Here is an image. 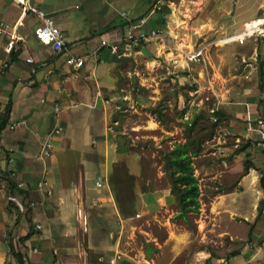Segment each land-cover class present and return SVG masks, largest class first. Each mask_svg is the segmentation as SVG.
<instances>
[{"label": "rangeland", "instance_id": "374dc122", "mask_svg": "<svg viewBox=\"0 0 264 264\" xmlns=\"http://www.w3.org/2000/svg\"><path fill=\"white\" fill-rule=\"evenodd\" d=\"M148 1L143 0L137 12ZM166 4L172 18L168 16L160 25L171 33V42H148L152 55L134 49L123 62H117L106 46L102 48L108 50L105 53L99 49L92 54L101 38L96 27L102 17L99 11L107 7L118 13L130 2H41L45 10H59L60 19L70 28V46L90 53L88 62L95 65L92 81L110 89L104 97L110 98L109 104L104 103L110 109L101 128L117 121L112 130L108 128L109 134L117 148L124 144L125 151L137 156L141 164L135 175L124 161L115 162L108 179L101 171V186H96V172L89 174L86 181L96 203L86 204L85 224L77 231L81 239L72 244L78 247L76 251L65 256L68 264H107L117 251L122 256L116 264H264V191L259 183L264 148L253 140L248 141L252 148L244 151L241 148L247 139L231 129L235 119L245 116L243 99L252 100L254 111L257 107L258 74L244 78L241 59L256 51L264 60V36L221 41L241 31L245 21L264 16V0H168ZM185 27L190 36L181 32ZM197 50L201 52L191 59V52ZM189 88L196 90L193 97L187 93ZM210 107L221 114L215 125L209 117ZM102 111L93 107L91 114L100 116ZM68 134L81 146L82 126L69 125ZM189 135L201 141L199 153L192 155L200 205L183 217L170 191L164 156ZM236 137L238 147L233 143ZM246 164L257 166L255 173L245 174ZM108 187L114 203L105 198L110 194ZM144 191L149 192L145 198ZM67 243L71 246L72 242ZM59 252L52 251L53 255Z\"/></svg>", "mask_w": 264, "mask_h": 264}, {"label": "crops", "instance_id": "0c3cea01", "mask_svg": "<svg viewBox=\"0 0 264 264\" xmlns=\"http://www.w3.org/2000/svg\"><path fill=\"white\" fill-rule=\"evenodd\" d=\"M31 1L42 8V0ZM126 1L130 2V5L118 13L109 11L107 7L99 11L102 17L96 27L100 30L101 38L113 32L123 33L127 18L134 19L145 14L156 0H149L145 9L139 12L137 10L143 5V0ZM42 9L54 19L70 51L90 55L70 46V28L60 19L59 10ZM121 11H124L125 15H122ZM170 12V6L164 4L154 12L155 15L151 14L148 17L147 27H162L160 22L163 19L167 20L168 16L172 18ZM0 20L12 24L23 20L24 24L18 28V31L25 36L22 48L10 54L9 66L3 71L0 70V122L7 115L6 124L0 129V164L3 169L0 170V264H57V262L68 264L65 256L76 251L78 247L74 245L81 239L82 233L79 237L77 231L84 223L83 213L86 211V204L96 203V198L90 194L92 188L86 181L89 174L96 172L97 177L101 176L100 173L103 171L104 179H108L114 163L124 161L128 171L137 175L141 171V164L137 156L125 151L124 144L117 148V142L112 138V134H109L108 127L105 130L101 128L100 123L105 122L108 116L110 106L106 107L104 103L109 101L105 102L104 97L106 93L108 95L110 89L98 80L92 81L95 79L94 63L89 64L86 56L84 64L77 70L65 64L64 54H55L47 45L35 38L33 28L40 19L33 13L24 11L15 0H0ZM185 20L183 25L188 27L189 23ZM172 23V20H168V26ZM186 27L181 32L190 36V30ZM9 38L8 31H0V68L3 60L8 56L3 46ZM31 38H33L32 42ZM183 39L188 38L183 36ZM99 45L100 43L94 50L98 52L100 49L104 53L108 51L102 49L105 46ZM118 45V51L121 52H113L110 47L107 48L110 53L113 52L112 56L117 54L125 56L126 59V54L132 51V47L122 45L120 42ZM28 55H32L35 60L32 64L24 59ZM258 57L261 59L259 53ZM32 68L35 70L32 71ZM67 75L69 78L65 80ZM262 85L263 83L260 84L255 111L252 100L248 97H246L248 100L243 99L246 111L249 106L251 114L255 113L253 117L264 115L259 114L264 113ZM100 101L103 103L101 107ZM54 104H58L64 113L60 111L57 116L53 109ZM93 107L103 110L100 116L91 114ZM245 116L235 119L236 124H233L234 128L231 127L234 133L243 137ZM12 121H19L20 124L10 128L9 124ZM57 123L63 128L59 133L52 135L53 147L49 157H37L42 141ZM75 124L82 126L83 129L81 146H77L68 134L69 125ZM248 140L253 143V140H256L254 134ZM257 143L259 142L255 143L256 146ZM90 147H93L92 150L88 149ZM221 147L223 149L227 146L221 145ZM234 148L228 149L232 151ZM250 148L252 145L249 143L243 150L248 152ZM256 170L257 166L252 164L245 174L249 176ZM7 172L9 174L14 172V176ZM41 178L44 179V184L39 188L37 181ZM10 181L16 183L21 190L11 191ZM47 189L51 192L48 193ZM97 191L101 190L97 189ZM108 191L110 194H106L105 198L109 201V198L112 200L113 197L109 187ZM147 193L149 192L144 191L143 197ZM10 195L20 201L23 198L29 211L25 214L24 211L21 212L17 202ZM36 223L41 227L36 229ZM10 236L15 239L21 256L27 255L26 259L18 260L12 252L10 244L13 246V242ZM68 241L72 242L71 246L65 245ZM33 246L38 248L37 252L31 251ZM53 249H59V254L53 255Z\"/></svg>", "mask_w": 264, "mask_h": 264}, {"label": "built area", "instance_id": "2783aa9c", "mask_svg": "<svg viewBox=\"0 0 264 264\" xmlns=\"http://www.w3.org/2000/svg\"><path fill=\"white\" fill-rule=\"evenodd\" d=\"M26 12L33 13L37 18L40 19V22L36 24L33 28V33L35 38L41 42L42 44L47 45L52 52L55 54H64V61L65 64L72 67L73 69L77 70L79 69L85 61L86 56L88 54H76L70 51L66 45L64 35L59 29V27L56 25L54 19L46 13L42 8L37 6L34 2L31 0H15ZM168 0H156L150 10L146 12L145 14L134 18V19H128L126 20V29L123 33H117L113 32L112 34H108L106 37H102L100 40V46H108L113 52H118L119 42L122 43V45H125L127 47L135 48L136 53H142L141 48L143 46L147 47L148 42H153L154 44H167L171 42V33L166 30L163 27H154V28H148L147 27V21L148 17L153 14L157 9L162 8L164 4H166ZM170 1V0H169ZM122 15H125L124 11H121ZM263 21L253 27H248V23L245 21L243 23V33H245L244 36L240 37L239 39H243L245 37H251L252 35L260 34L261 36H264V16H261ZM24 24L23 20H19L16 23H8L6 21L0 20V31H8L10 38L7 40V42L4 44L3 49L8 54V56L3 60L1 64L0 70L3 71L9 66V59L10 54L14 52H18L23 45V42L25 40V36L18 31V28ZM260 27V29H259ZM248 32V33H246ZM174 49V48H173ZM171 49V50H173ZM149 50V49H148ZM201 51L197 50L196 52H191L190 58H194L197 55H199ZM97 50H94L92 54H96ZM26 61L29 63L34 62V58L32 55H28L25 57ZM242 75L246 79H251L254 75H257L258 69H259V62L260 59L258 57V53L255 51L252 55H250L248 58L242 57ZM35 68H32V71H34ZM69 76L67 75L65 77V80H67ZM194 88H189L187 90V93L189 97H193L195 93ZM99 93V91H98ZM105 102H108L109 99H104ZM189 102V101H188ZM184 104V102H183ZM247 105V104H246ZM54 111L56 115L58 116L60 113V106L58 104H54ZM216 110L214 107L209 108V117L212 119L214 123H217L218 116L215 114ZM185 118H188V116L185 114ZM118 122L114 121L113 124H110L108 128L110 130L113 129L114 125H116ZM20 124L19 121H12L9 124L10 128H14ZM63 126L60 123L55 124L53 128L49 131V134L47 138L42 142L40 151L36 154L39 158H44L48 155H50L52 147H53V141H52V135L59 133L62 130ZM244 129H245V139H250L251 135L254 134L255 139L258 140L259 144H261L264 148V116H256L253 117L249 107L247 106L246 111V118L244 120ZM239 138H235L234 145L238 146ZM0 170H3L0 164ZM9 175L13 177V173L11 172ZM102 176L96 177L95 183L96 186L102 185ZM44 179L41 178L37 181V186L39 188L43 187ZM47 192L50 193L51 190L47 189ZM11 198H14L17 202V206L21 212L24 211V205L23 203L10 195ZM40 224L36 223L35 228H40ZM10 240L13 242V248L15 251L17 250V244L15 239H13L12 236H10ZM13 239V240H12ZM31 251L37 252L38 248L36 246L31 247ZM53 251L56 253L57 250L53 249ZM121 253L115 252L112 256H109V259L107 260V264H116L117 261L121 259ZM27 255H23L22 259H26Z\"/></svg>", "mask_w": 264, "mask_h": 264}, {"label": "trees", "instance_id": "16d2710c", "mask_svg": "<svg viewBox=\"0 0 264 264\" xmlns=\"http://www.w3.org/2000/svg\"><path fill=\"white\" fill-rule=\"evenodd\" d=\"M258 79L262 84L264 82V60L260 59L259 69H258ZM152 110L159 112L158 108H153ZM184 112V111H183ZM182 113V112H181ZM216 115H220L218 111L215 112ZM7 115L0 122V129L4 127L6 124ZM216 123H213L215 125ZM249 141V140H248ZM246 140L245 143L242 144V149L245 148L249 142ZM200 137L195 136L191 137L190 135L186 137L183 142L174 143L173 147L165 153L164 160L166 170L169 174L170 179V191L175 196L178 205H179V215L183 217L190 211H195L199 208V185L197 181V177L194 174V166L192 164V155H197L199 153L200 147ZM252 164H246L245 172L246 173L251 167ZM259 183L261 188L264 191V173L261 174L259 178ZM10 189L13 191L14 189H18L16 183L10 181ZM23 199V198H22ZM24 214L29 211V207L24 204ZM10 249L16 255L18 260H22L21 253L19 251H15L13 246L10 244Z\"/></svg>", "mask_w": 264, "mask_h": 264}, {"label": "bare ground", "instance_id": "6f19581e", "mask_svg": "<svg viewBox=\"0 0 264 264\" xmlns=\"http://www.w3.org/2000/svg\"><path fill=\"white\" fill-rule=\"evenodd\" d=\"M153 1V0H152ZM152 4V3H151ZM151 4H150V6H151ZM148 8V7H147ZM148 10V9H147ZM119 11V10H118ZM157 13V12H156ZM154 14V13H153ZM155 15V14H154ZM158 16V15H157ZM138 17V16H137ZM161 19V18H160ZM164 20V19H163ZM263 21V19L261 18V17H257V18H253V19H250V20H247L246 22L248 23L247 25H248V27L250 28V31H251V27H253V26H255V25H257V24H259V23H261ZM163 22V21H162ZM126 23V22H125ZM124 24V23H123ZM122 24V25H123ZM157 25V24H156ZM259 29H260V27H259ZM246 33H248V32H246ZM245 35V33H243V30H241V31H238V32H235L234 34H231V35H229V36H226L225 38H223V39H221V41H222V43H223V41H227V42H229V41H233V40H236V39H239L240 37H242V36H244ZM38 41V40H37ZM100 46V45H99ZM107 47V46H106ZM173 48V47H172ZM124 50V49H123ZM132 50H133V48H132ZM89 53V52H88ZM18 54V53H17ZM81 54V53H80ZM11 57V56H10ZM88 57V56H87ZM25 59V58H24ZM86 59V58H85ZM35 61V60H34ZM32 64V63H31ZM40 64V63H39ZM33 66H35V65H33ZM99 91V90H98ZM96 94V93H95ZM184 95V94H183ZM262 95H263V93H262ZM261 95V96H262ZM100 96H101V94H100ZM104 96V95H103ZM263 98V97H262ZM104 99H106V98H104ZM110 99V98H109ZM190 99V98H189ZM264 99V98H263ZM197 100V99H196ZM104 101V100H103ZM55 102V101H54ZM198 103V102H197ZM109 104V103H108ZM184 104H187V103H184ZM190 104V103H189ZM194 104V103H193ZM191 105V104H190ZM249 107V106H248ZM117 108V107H116ZM189 108V107H188ZM183 109H184V107H183ZM60 111H61V109H60ZM186 111V110H185ZM62 112V111H61ZM246 117V116H245ZM152 120V119H151ZM111 122V121H110ZM112 123V122H111ZM152 123V122H151ZM155 123V122H154ZM189 123V122H188ZM108 125V124H107ZM153 126V125H152ZM146 127H148V126H146ZM53 128V127H52ZM148 128H150V126L148 127ZM243 130H244V128H243ZM112 134V133H111ZM243 136V135H242ZM43 142V141H42ZM49 157V156H48ZM138 161H139V159H138ZM127 167V166H126ZM9 171V170H8ZM8 173V172H7ZM5 174V173H4ZM9 174V173H8ZM13 176H14V172H13ZM16 179V178H15ZM17 181V180H16ZM19 184V183H18ZM95 184V183H94ZM85 222V221H84ZM87 222V221H86ZM86 226V225H85ZM82 227V226H81ZM83 228V227H82Z\"/></svg>", "mask_w": 264, "mask_h": 264}, {"label": "water", "instance_id": "95a60500", "mask_svg": "<svg viewBox=\"0 0 264 264\" xmlns=\"http://www.w3.org/2000/svg\"><path fill=\"white\" fill-rule=\"evenodd\" d=\"M141 50H142V52H143L144 54H146V55H148V56L152 55V52H151L150 50H148V49L146 48V46H143V47L141 48ZM113 58H114L115 60H124V59H125V56H119V55H117V54H113Z\"/></svg>", "mask_w": 264, "mask_h": 264}]
</instances>
